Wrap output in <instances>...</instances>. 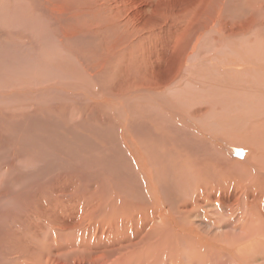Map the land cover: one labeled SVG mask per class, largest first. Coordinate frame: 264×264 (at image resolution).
Wrapping results in <instances>:
<instances>
[{
  "label": "rangeland",
  "instance_id": "1",
  "mask_svg": "<svg viewBox=\"0 0 264 264\" xmlns=\"http://www.w3.org/2000/svg\"><path fill=\"white\" fill-rule=\"evenodd\" d=\"M250 187L264 214V0H0V264H183L264 223Z\"/></svg>",
  "mask_w": 264,
  "mask_h": 264
},
{
  "label": "bare ground",
  "instance_id": "2",
  "mask_svg": "<svg viewBox=\"0 0 264 264\" xmlns=\"http://www.w3.org/2000/svg\"><path fill=\"white\" fill-rule=\"evenodd\" d=\"M107 1V0H106ZM116 2V1H115ZM132 2V1H131ZM169 2V1H168ZM102 3V2H101ZM134 3V2H133ZM100 6V5H99ZM103 6V5H102ZM146 8V7H145ZM106 9V8H105ZM170 9V8H169ZM145 10V9H144ZM153 10V9H152ZM124 11V10H123ZM156 12V11H155ZM163 15V14H162ZM171 18V17H170ZM150 33V32H149ZM139 35V34H138ZM106 40V39H105ZM161 40V39H160ZM127 42V41H126ZM160 42V41H159ZM138 44V43H137ZM136 45V44H135ZM149 45V44H148ZM135 48V47H134ZM149 49V48H148ZM145 51V50H144ZM142 52V51H141ZM157 56V55H156ZM187 56V55H186ZM150 58V57H149ZM158 66V65H157ZM150 67V66H149ZM150 79V78H149ZM164 82V81H163ZM151 85V84H150ZM180 164V163H179ZM184 167V166H183ZM182 167V168H183ZM200 169V168H199ZM221 174V173H220ZM223 174V173H222ZM219 177H221V176H219ZM228 177H229V175H228ZM222 178H224L223 176L221 177V179ZM226 178V177H225ZM217 178H215L214 180H216ZM220 178H218L217 180H219ZM168 180V179H167ZM211 180H213V179H211ZM224 180V179H223ZM225 180H227L228 181V179L226 178ZM164 182H165V180H164ZM163 182V183H164ZM213 182V181H212ZM215 182V181H214ZM213 182V183H214ZM234 182V181H233ZM216 183V182H215ZM208 184V183H207ZM161 185H162V183H161ZM164 186L166 185V187H167V184H163ZM215 185H217V183L215 184ZM219 185H221V184H219ZM218 185V186H219ZM227 185V184H226ZM236 185V184H235ZM244 185V184H243ZM242 185V186H243ZM163 186V187H164ZM169 186V185H168ZM198 186V185H197ZM205 186V185H204ZM208 186V185H207ZM213 186V185H212ZM162 187V186H161ZM162 187V188H163ZM221 187H222V185H221ZM220 187V188H221ZM224 187V186H223ZM237 187H238V185H237ZM248 187V186H247ZM162 188H161V190H162ZM201 188V187H200ZM206 188H208L209 189V187H206L205 186V189ZM218 188V187H217ZM229 189L231 188V187H228ZM238 188H240V187H238ZM207 189V190H208ZM212 189H215V188H212ZM260 189V188H259ZM206 190V191H207ZM210 190V189H209ZM208 190V192L210 193L211 191H209ZM217 190V189H216ZM222 190V189H221ZM226 190V189H225ZM240 190V189H239ZM202 191H203V189H202ZM205 191V190H204ZM203 191V192H204ZM229 191V190H228ZM244 191H245V189H244ZM156 192V191H155ZM161 192H163V191H161ZM202 192V193H203ZM217 192V194H218V192L219 191H216ZM233 192V191H232ZM231 192V193H232ZM257 191L254 189V188H252V187H250V189H247L246 191H245V193L243 194L244 195V198H250V200H248L247 202V205H248V207L250 208V209H248V211H246V217L247 216H250L251 214H249V215H247V213H251V212H253L254 210H255V208L257 207V205H256V202H255V197H256V195H257V193H256ZM260 192V191H259ZM199 193H201V192H199ZM215 193V192H214ZM229 193V192H228ZM156 194V193H155ZM161 195V194H160ZM203 194H198V197H195V198H198V199H196V200H202L203 198H201V196H202ZM210 195H213L214 196V194H210ZM210 195H208V196H210ZM236 195H237V193H236ZM235 192H234V194H230L229 196H228V198L230 197V198H234L235 196ZM152 196V195H151ZM163 196V195H162ZM222 196V195H221ZM238 196L239 195H237V198L236 199H238ZM204 197V196H203ZM176 198V197H175ZM178 198V197H177ZM192 198V197H191ZM195 198L193 197V199L195 200ZM227 198V199H228ZM234 198V199H235ZM147 199V198H146ZM153 199V198H152ZM155 199V198H154ZM212 199V198H211ZM214 199H216V198H214ZM214 199H212V200H214ZM226 199V200H227ZM145 200V199H144ZM148 200V199H147ZM164 200V199H163ZM177 200H181V199H177ZM185 200H187V199H185V198H183V203H184V201ZM194 200H193V202H194ZM212 200H210V201H212ZM230 200V199H229ZM150 201V200H149ZM151 201H153V200H151ZM192 201V200H191ZM202 201H205V199L204 200H202ZM233 201V200H232ZM166 202H167V200H166ZM178 202V201H177ZM177 202H176V204H175V206L176 205H178L177 204ZM181 202V201H180ZM188 202H189V199H188ZM217 202H218V199H217ZM223 202H225V200L223 201ZM222 202V203H223ZM235 202H237L236 200H235ZM153 203V202H152ZM168 203V202H167ZM166 203V204H167ZM199 203V202H198ZM210 203V202H209ZM208 203V204H209ZM212 203V202H211ZM142 204V203H141ZM165 204V205H166ZM188 204V203H187ZM232 204H234L233 202H232ZM152 205V204H151ZM159 205V204H158ZM169 205H170V203H169ZM182 205H186V202H185V204H182ZM195 205V204H194ZM207 205V204H206ZM227 205V204H226ZM181 206V205H180ZM196 206V205H195ZM195 206H193V207H195ZM140 207V206H139ZM142 207V206H141ZM154 207V206H153ZM177 207V206H176ZM178 207H179V205H178ZM164 206H163V208L162 209H159V210H161V213L164 211ZM169 208V207H168ZM175 208V207H174ZM203 208V207H202ZM258 208V214H261L262 213V211L260 210V208L259 207H257ZM152 209V208H151ZM157 209V208H156ZM182 209H183V207H182ZM207 209V208H206ZM247 209V208H246ZM93 210V209H92ZM155 210V209H154ZM158 210V209H157ZM168 210V209H167ZM179 210H180V208H179ZM235 211H236V209H234ZM233 210V211H234ZM253 210V211H252ZM149 211H152V210H149ZM156 211V210H155ZM212 211H214V210H212ZM220 211V210H219ZM219 211H217V212H219ZM221 211H223V210H221ZM225 211V210H224ZM203 212V211H202ZM205 212V211H204ZM216 212V211H215ZM242 212V211H241ZM240 212V213H241ZM256 212V213H257ZM150 213V212H149ZM148 213V214H149ZM152 213V212H151ZM160 213V212H159ZM181 213V215H183L182 214V211L180 212ZM193 213V212H192ZM206 213V212H205ZM210 213V212H209ZM214 213V212H213ZM172 214V213H171ZM175 214V213H174ZM178 214V216H179V213H177ZM190 214H191V212H190ZM196 214V213H195ZM216 214V213H215ZM231 214H233V212L231 213ZM245 214V213H244ZM134 215V214H133ZM141 215V214H140ZM152 215V214H151ZM180 215V216H181ZM193 215V214H192ZM201 215V214H200ZM203 215H204V213H203ZM208 215V214H207ZM214 215V214H213ZM221 215V214H220ZM243 215V214H242ZM261 215H263L264 216V214H261ZM260 215V216H261ZM138 216V215H137ZM137 216H135V219H138V217ZM142 216V215H141ZM147 216V215H146ZM149 216V215H148ZM175 216H177V215H175ZM214 216H216V215H214ZM217 216H218V214H217ZM232 216V215H231ZM258 216V215H257ZM131 217V216H130ZM140 217V216H139ZM190 217V216H189ZM205 217V216H204ZM210 217H211V215H210ZM223 217V216H222ZM221 217V218H222ZM236 217V216H235ZM239 217H242V216H240L239 215ZM239 217H238V222H240L239 221ZM253 217V216H252ZM90 218V217H89ZM132 218H134L133 216L130 218V221H131V219ZM143 217H141V219H142ZM172 218H173V216H172ZM175 218V217H174ZM173 218V219H174ZM182 218L184 219V217L182 216ZM195 218V217H194ZM193 218V219H194ZM212 218V217H211ZM220 218V219H221ZM224 218V217H223ZM231 218V217H230ZM233 218V217H232ZM248 218H250V217H248ZM261 220L263 219V218H261V217H259ZM74 219V218H73ZM145 219H146V217H145ZM172 219V220H173ZM186 219H189V218H186ZM198 219V217L196 218V220ZM216 219H218V218H216ZM228 219H229V217L227 218V222H228ZM241 219V218H240ZM244 219V218H243ZM252 219H254V218H252ZM148 220V219H147ZM185 220V219H184ZM212 220V219H211ZM215 220V219H214ZM249 220V219H248ZM166 222L168 221V223H170L169 222V220L167 219V220H165ZM176 221H177V219H176ZM176 221H174V222H176ZM194 221V220H193ZM201 221V220H200ZM200 221H198L197 220V222H195L194 223V225H196L197 226V224H198V227L200 226H202L203 224H200V223H198V222H200ZM209 221V220H208ZM219 222H217V223H215V224H213L212 223V225L214 226V229L216 230H214V232L215 233H218L219 231H220V229H222L221 227L224 225V224H226L225 222H224V224L221 226L220 225V221L221 220H218ZM253 221V220H252ZM137 222H140L139 220L137 221ZM143 222V221H142ZM166 222L164 223V224H166ZM173 222V223H174ZM178 222V221H177ZM181 222H185L184 224H186V220L185 221H183V220H181ZM180 222V223H181ZM190 222V221H189ZM192 222V221H191ZM202 222V221H201ZM212 222V221H211ZM222 222V221H221ZM229 222H231V220H229ZM233 222V221H232ZM236 222H237V220H236ZM243 222H245L244 220H243ZM246 222H247V220H246ZM249 222H251V221H249ZM256 222V221H255ZM63 223V222H62ZM130 223V222H129ZM144 223V222H143ZM145 223H146V221H145ZM144 223V224H145ZM179 223V224H180ZM234 223V222H233ZM66 224V223H65ZM91 224V223H90ZM94 224H95V221H94ZM98 224V223H97ZM136 224V223H135ZM187 224H188V222H187ZM192 224V223H191ZM190 224V225H191ZM210 224V223H209ZM230 224H232V223H230ZM229 224V225H230ZM244 225H242L243 227H240V230H242V233L240 232V234H239V238H237V237H231V238H225V240L224 241H222V240H220L221 242H223L224 244H222L220 241H216V240H214V239H208V238H203V237H201V236H199V235H196L194 232H190V231H188L187 233H185L186 235H191V234H195L194 235V237H195V239L197 240L196 241V244H197V247L196 248H194L195 247V245L193 246V248L195 249V250H197V252H199L197 255V257L194 255H192L195 259H199L200 261H201V263L202 264H209V260H203L202 259V256H204V257H208L209 258V256L211 257V259H212V263L211 264H260V263H258V261H259V259H261L262 257H264V223L262 224H256V225H250V223L248 224V223H243ZM245 224H247V225H245ZM111 225V224H110ZM137 225V224H136ZM169 225V224H168ZM167 225V226H168ZM183 225V224H182ZM194 225H191V226H193L194 227ZM206 225V224H205ZM65 226V225H64ZM75 226V225H74ZM77 227H78V225H76ZM133 226H135V225H133ZM164 226H166V225H164ZM170 226V225H169ZM177 226H179V225H177ZM188 226V225H187ZM186 226V227H187ZM209 226H211V225H209ZM212 226V227H213ZM55 227V226H54ZM104 227H106V226H104ZM138 227H139V225H138ZM142 227V226H141ZM172 227V226H171ZM185 227V228H186ZM61 228V227H60ZM78 228H80V227H78ZM78 228H76V229H78ZM177 228V227H176ZM181 229L183 228V227H180ZM184 228V229H185ZM192 228V227H191ZM197 228V227H196ZM195 228V229H196ZM204 228V227H203ZM227 228V227H226ZM108 229V228H107ZM112 229V228H111ZM110 229V230H111ZM141 229V228H140ZM143 229V228H142ZM183 229V230H184ZM198 229V228H197ZM205 229V228H204ZM211 229V228H210ZM225 229V228H224ZM114 230V229H113ZM173 230V229H172ZM177 230V229H176ZM175 230V231H176ZM188 230V229H187ZM227 230H229L228 228H227ZM239 230V231H240ZM103 231V230H102ZM149 231H150V229H149ZM178 231V230H177ZM194 231V230H193ZM198 231V230H197ZM199 231H200V229H199ZM206 231V230H205ZM211 232L213 231V229H211L210 230ZM209 231V232H210ZM108 232V231H107ZM180 232V231H179ZM203 232V231H202ZM202 232L200 233V234H202ZM229 232H230V230H229ZM109 233H110V231H109ZM116 233V232H115ZM147 233H148V231H147ZM204 233V232H203ZM232 233V232H231ZM101 234H102V232H101ZM100 234V235H101ZM104 234H106V233H103V235ZM108 234V233H107ZM106 234V235H107ZM114 234V233H113ZM178 234V233H177ZM177 234H176V236H177ZM183 234V233H182ZM206 233H204V236L206 237V235H205ZM213 234V233H212ZM234 234V233H233ZM237 234V233H236ZM102 235V236H103ZM109 235H111V234H109ZM140 235V234H139ZM139 235H138V237H139ZM165 235V234H164ZM169 235V234H168ZM208 235V234H207ZM60 236V235H59ZM87 236V235H86ZM146 236H147V234H146ZM171 236V235H170ZM175 236V234H174V237H176ZM180 236V235H179ZM185 236V235H184ZM243 236H244V238H243ZM66 237V236H65ZM73 237V236H72ZM81 237V236H80ZM104 237V236H103ZM102 237V238H103ZM106 237V236H105ZM104 237V238H105ZM111 237V236H110ZM141 237V236H140ZM173 237V236H172ZM181 237V236H180ZM193 237V236H192ZM230 237V236H229ZM59 238V237H58ZM68 238V237H67ZM101 238V237H100ZM160 238V237H159ZM167 238V237H166ZM170 239H171V237H169ZM237 238V239H236ZM65 239V238H64ZM85 239V238H84ZM107 239H108V237H107ZM113 239V238H112ZM144 239V238H143ZM161 239H162V237H161ZM191 239V238H190ZM62 240V239H61ZM94 240V239H93ZM96 240V239H95ZM111 239H109V240H107V241H110ZM149 240V239H148ZM164 240H165V238H164ZM163 240V241H164ZM173 240H174V238H173ZM172 240V241H173ZM184 240V239H183ZM188 240V239H187ZM52 241V240H51ZM90 241V240H89ZM104 241H106V240H104ZM113 241V240H112ZM169 241V240H168ZM179 241V240H178ZM185 242H187L188 243V241H186V240H184ZM62 242V241H61ZM80 242V241H79ZM83 242V241H82ZM111 242V241H110ZM114 242H116V240L114 241ZM146 242V241H145ZM153 242V241H152ZM194 242V241H193ZM60 243V242H59ZM64 243H65V241H64ZM66 243H67V241H66ZM69 243V242H68ZM147 243V242H146ZM151 243V242H150ZM99 244V243H98ZM105 244H107V242L105 243ZM135 244H136V242H135ZM137 244H139L138 242H137ZM136 244V245H137ZM142 244V243H141ZM141 244H140V247H142L141 246ZM152 244V243H151ZM157 244V243H156ZM220 244L222 245V247H220ZM57 245H58V243H57ZM61 245H63V242H62V244ZM74 245V244H73ZM112 245V244H111ZM146 245V244H145ZM189 246H192V244L190 245V244H188ZM59 247H60V245H58ZM69 246V245H68ZM86 246V245H85ZM84 246V247H85ZM133 246H135V245H133ZM132 246V247H133ZM148 246V245H147ZM159 246V245H158ZM175 246H177V245H175ZM178 246L180 247V245L178 244ZM64 247H66V246H64ZM70 247V246H69ZM75 247V246H74ZM74 247H72V248H74ZM80 247V246H79ZM109 247V246H108ZM137 247V246H136ZM138 247H139V245H138ZM140 247H139V249H140ZM161 247V246H160ZM165 247V246H164ZM188 246H186V247H181L182 249L184 248V250H185V248H187ZM61 248V247H60ZM68 248V247H67ZM66 248V249H67ZM143 248V247H142ZM62 249V248H61ZM65 249V248H64ZM68 249H70V248H68ZM67 249V250H68ZM132 249V248H131ZM130 249V250H131ZM147 249V248H146ZM148 249H150V248H148ZM152 249V248H151ZM157 249H160V248H157ZM168 249V248H167ZM170 249V248H169ZM187 249H189V248H187ZM186 249V250H187ZM194 249H192V250H194ZM52 250V249H51ZM67 250H66V252H67ZM129 250V249H128ZM133 250H135V249H133ZM132 250V251H133ZM161 250V249H160ZM159 250V251H160ZM171 250H173V247H172V249ZM177 251H179V249H176ZM175 250V252L177 253V251ZM191 250V249H190ZM190 250H189V252H190ZM136 251H137V249H136ZM156 251V250H155ZM155 251H154V253H155ZM50 252V251H49ZM57 252V251H56ZM62 252V251H61ZM68 252H70V251H68ZM67 252V253H68ZM128 252V251H127ZM161 252V251H160ZM164 252V251H163ZM179 252H181V251H179ZM188 252V251H187ZM197 252H195V253H197ZM202 252V253H201ZM52 253V252H51ZM63 253V252H62ZM65 253V252H64ZM130 253V252H129ZM132 253V252H131ZM174 253V252H173ZM172 253V254H173ZM175 253V254H176ZM183 253V252H182ZM205 253H206V255H205ZM50 254V253H49ZM60 254V253H59ZM58 254V255H59ZM133 254V253H132ZM131 254V255H132ZM57 255V256H58ZM64 254H62V256H63ZM138 255H140V254H138ZM208 255V256H207ZM45 256H48V255H45ZM50 256V255H49ZM61 256V257H62ZM134 256H136L135 254H134ZM153 256V255H152ZM162 256V255H161ZM177 256H178V254H177ZM41 257V256H40ZM173 257H175V256H173ZM180 257V256H179ZM192 257V258H193ZM219 257V258H218ZM160 258V257H159ZM171 258V257H170ZM176 258V257H175ZM191 258V260L190 259H188V261L187 262H185L184 263V261H183V264H192V263H195L194 262V259H192ZM33 259V258H32ZM45 259V258H44ZM62 259V258H61ZM174 259V258H173ZM219 259H220V261H219ZM58 260V259H57ZM64 260V259H63ZM114 260V259H113ZM119 260V259H118ZM167 260L168 259H164V261H163V259H162V262L165 264H167V263H169V262H167ZM171 260V259H170ZM190 260V261H189ZM193 260V261H192ZM45 261H47V260H45ZM44 261V262H45ZM120 261H121V259H120ZM172 261V262H171ZM170 261V263H172V264H174L173 263V260H171ZM176 261V260H175ZM42 262L43 261H40V260H37V259H35V261H33V263H31V264H42ZM74 263V262H73ZM77 263V262H76ZM151 263V262H150ZM106 264H108V262L106 263ZM120 264V263H119ZM177 264H178V262H177ZM196 264H198V263H196Z\"/></svg>",
  "mask_w": 264,
  "mask_h": 264
}]
</instances>
